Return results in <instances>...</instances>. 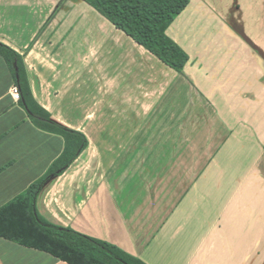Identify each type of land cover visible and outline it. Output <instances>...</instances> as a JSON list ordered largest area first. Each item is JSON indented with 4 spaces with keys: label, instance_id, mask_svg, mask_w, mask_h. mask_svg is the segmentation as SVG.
Instances as JSON below:
<instances>
[{
    "label": "crops",
    "instance_id": "0c3cea01",
    "mask_svg": "<svg viewBox=\"0 0 264 264\" xmlns=\"http://www.w3.org/2000/svg\"><path fill=\"white\" fill-rule=\"evenodd\" d=\"M167 35L182 74L82 0H0L34 101L88 142L37 210L145 264H264V0H189ZM16 87L0 55V210L66 148ZM0 264L67 263L0 237Z\"/></svg>",
    "mask_w": 264,
    "mask_h": 264
},
{
    "label": "trees",
    "instance_id": "16d2710c",
    "mask_svg": "<svg viewBox=\"0 0 264 264\" xmlns=\"http://www.w3.org/2000/svg\"><path fill=\"white\" fill-rule=\"evenodd\" d=\"M123 31L137 44L173 70L184 73L187 53L167 30L187 8L189 0H82ZM0 55L15 75L21 103L43 129L60 134L66 141L63 156L46 177L0 210V237L24 247L45 252L67 264H145L119 247L47 222L37 210V199L45 183L63 174L87 148L86 137L54 124L34 101L24 58L0 43Z\"/></svg>",
    "mask_w": 264,
    "mask_h": 264
},
{
    "label": "built area",
    "instance_id": "2783aa9c",
    "mask_svg": "<svg viewBox=\"0 0 264 264\" xmlns=\"http://www.w3.org/2000/svg\"><path fill=\"white\" fill-rule=\"evenodd\" d=\"M13 95L15 96V98H19L20 96V92H19V88L16 87L14 90H13Z\"/></svg>",
    "mask_w": 264,
    "mask_h": 264
},
{
    "label": "rangeland",
    "instance_id": "374dc122",
    "mask_svg": "<svg viewBox=\"0 0 264 264\" xmlns=\"http://www.w3.org/2000/svg\"><path fill=\"white\" fill-rule=\"evenodd\" d=\"M220 169V171L222 170V167H220L219 168ZM256 182V181H255ZM264 182V181H263ZM257 184H259V185H261V183H259L258 181L256 182ZM258 191H255V196H258V193H257ZM260 195H262V191H260ZM262 196H264V191H263V195Z\"/></svg>",
    "mask_w": 264,
    "mask_h": 264
}]
</instances>
